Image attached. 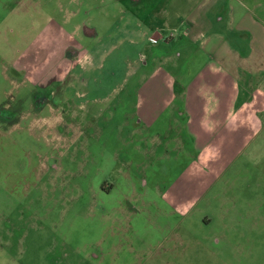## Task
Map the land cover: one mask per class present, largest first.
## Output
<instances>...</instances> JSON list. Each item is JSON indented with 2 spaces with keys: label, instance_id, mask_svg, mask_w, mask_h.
Segmentation results:
<instances>
[{
  "label": "rangeland",
  "instance_id": "1",
  "mask_svg": "<svg viewBox=\"0 0 264 264\" xmlns=\"http://www.w3.org/2000/svg\"><path fill=\"white\" fill-rule=\"evenodd\" d=\"M44 2L0 0V264H264V128L229 168L238 166L236 174L222 178L223 192L168 211L157 191L192 159L176 143L157 155L143 123L132 121L152 67L147 53L157 56L160 46L118 52L105 44L120 58L115 65L96 66L93 57L58 108H49L50 97L36 113L31 104L46 92L20 85L6 58L18 29L27 34L45 21L51 4ZM121 4L143 10L150 0ZM99 20L91 22L101 28L110 19ZM197 53L188 49L170 58L176 67L162 66L191 70L179 59Z\"/></svg>",
  "mask_w": 264,
  "mask_h": 264
},
{
  "label": "crops",
  "instance_id": "2",
  "mask_svg": "<svg viewBox=\"0 0 264 264\" xmlns=\"http://www.w3.org/2000/svg\"><path fill=\"white\" fill-rule=\"evenodd\" d=\"M25 1L51 4L45 21L27 34L25 29L14 33L15 51L6 58L20 85L46 92L30 108L37 113L50 97L54 105L49 108H58L65 90L84 79L93 57L96 66L105 60L106 66L115 65V57L120 58L105 53V44L118 52L158 45L160 54L147 53L152 67L132 121L143 123L149 143L160 147L157 155H167V144L176 143L192 159L158 189L162 207L184 210L210 190L224 191L222 178L236 174L238 166L229 168L242 161L243 148L264 128V0H150L143 10L121 0ZM91 19L110 20L99 28ZM172 45L175 52L169 50ZM188 49L198 53L179 61L191 70L174 74L163 68L164 62L176 67L170 58ZM135 129L130 122L129 132Z\"/></svg>",
  "mask_w": 264,
  "mask_h": 264
},
{
  "label": "flooded vegetation",
  "instance_id": "3",
  "mask_svg": "<svg viewBox=\"0 0 264 264\" xmlns=\"http://www.w3.org/2000/svg\"><path fill=\"white\" fill-rule=\"evenodd\" d=\"M5 117H6V118H5ZM7 118H8V115H5V114H4V118H3V119H7ZM47 166H48V165H47ZM47 166H46V167H47ZM99 189H101V186L99 187Z\"/></svg>",
  "mask_w": 264,
  "mask_h": 264
},
{
  "label": "built area",
  "instance_id": "4",
  "mask_svg": "<svg viewBox=\"0 0 264 264\" xmlns=\"http://www.w3.org/2000/svg\"><path fill=\"white\" fill-rule=\"evenodd\" d=\"M149 40H151V41H152V40H153V38H149Z\"/></svg>",
  "mask_w": 264,
  "mask_h": 264
}]
</instances>
